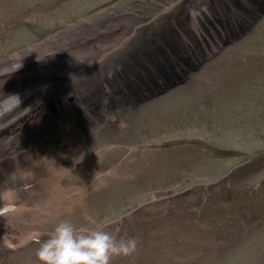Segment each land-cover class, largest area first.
<instances>
[{
	"label": "rangeland",
	"instance_id": "obj_1",
	"mask_svg": "<svg viewBox=\"0 0 264 264\" xmlns=\"http://www.w3.org/2000/svg\"><path fill=\"white\" fill-rule=\"evenodd\" d=\"M176 1L0 0L8 4L0 11V66L6 65L10 54L25 52L43 40L50 38L49 41L56 42L70 34L79 37L94 28H112L120 21L123 28V21H128L133 23L132 29L139 27L122 47V53L108 64L149 46L152 51L162 39L166 46L161 44L162 49H156L164 56L162 62L167 63L157 62L156 69L162 78H167V74H173L172 61H184L187 57L183 42L172 46L170 43L179 41L176 30L184 33L190 29L187 21L190 8L205 11L225 0H178L172 6ZM237 1L234 3L240 8V15L252 20V29L243 38L225 44L215 59L206 67H198L196 71L200 72L183 86L139 105L122 101L115 112L123 121L121 125L94 128L83 143L64 155L65 163L96 155L100 165L95 171L109 178L107 189L80 200L78 205L85 203V209L62 213L77 228H94L116 219L151 193L183 191L180 196L163 199L150 211L138 214L141 219L131 228L132 238L139 242L137 250L116 259L117 264L133 257L139 261L137 251L148 246L150 239V252L141 253L146 257L142 262L158 255L159 263L164 264H264V0H258L263 12L255 17V10ZM216 16L211 17H215L213 21L220 17ZM211 18H207L208 22ZM243 21L239 18L237 24ZM201 26L207 32L212 28L206 22ZM45 67L52 68L53 64L47 63ZM142 68L146 70H142L143 74L151 73ZM94 73L84 75V84L94 83L97 79ZM135 77L142 82L140 76ZM8 83L12 85L11 81ZM135 83L124 81V90L128 91ZM61 86L64 91V81ZM80 88L76 91L81 92ZM68 96L54 102V106L67 105ZM47 110L50 108L39 112L37 117L47 114ZM40 136V139L32 136L29 147L35 141L47 139L46 134ZM143 156L146 163L129 174ZM121 161L122 169L113 173V167ZM79 179H59L60 186L87 188L84 182H77ZM50 186L47 178L35 189L31 201H37ZM27 211L0 225L8 222L18 226L13 233H7L10 237L5 235L12 247L1 244L0 237L10 264H40L36 257L39 244L23 238L36 231L46 239L60 222L57 215L53 219H35ZM87 218L96 223H89ZM22 219H33L37 227L21 224ZM43 220V224H38Z\"/></svg>",
	"mask_w": 264,
	"mask_h": 264
},
{
	"label": "bare ground",
	"instance_id": "obj_2",
	"mask_svg": "<svg viewBox=\"0 0 264 264\" xmlns=\"http://www.w3.org/2000/svg\"><path fill=\"white\" fill-rule=\"evenodd\" d=\"M243 1L245 2V0ZM7 5L8 4H4L3 2H1L0 11H2V6ZM232 6L234 5L232 4ZM207 10L211 11V13L216 12L218 14V10H220V8L218 5H215L214 8L209 7L208 9L207 7L206 11ZM201 13L202 10L200 9H190V24L195 28L197 32L198 25L201 22H204L203 16L206 17L204 14L202 16ZM132 25L133 23H129L128 21H123V28L121 21L115 22L112 25V28L102 25L105 27L102 29L94 28L90 31L91 33L88 32V37L86 35V37L80 36V38H75L73 34H70L60 40L57 39L56 42L49 41V38L48 40H43L40 43H35L34 45L29 46L27 51L25 52L16 51L10 54L8 60L5 62L6 65L0 66V100L3 99L6 94L12 93L13 89L15 88L21 86L26 88L29 85H32L34 83H41L44 80L54 81L56 80V74L63 75V72L65 71L70 72V76L65 80L59 78L55 86H53L52 88L50 87V89L48 90L41 91L32 96V99L25 101V103L21 107V109L25 111L24 114L12 124L7 132L0 136V179L3 177L2 175L5 171L13 168V170L10 172L9 179H6L7 181H5V183L12 185V187L16 186L17 188H19V183L23 181V177L16 176L17 172L16 170H14L12 164L20 163L26 160L27 157L31 156V153H35L36 155L39 154L40 157H44L45 152H43L42 149L48 150L50 149L52 143L60 145L61 142H66L69 137H72L71 139L74 138V136L71 135L73 133H76L77 126L74 128L71 126H69L68 128L61 126V124L64 123V119L70 116V112H68L67 109L64 111L65 114L61 117H37L35 114V109L39 107L37 106L38 104L53 103L59 101L62 95L65 96L67 94L69 95L67 107L72 108L71 112L72 110L76 109L75 114L77 115L79 113L86 114L87 116L92 115V112L89 113L88 109L89 105L91 110H93V107L91 105L92 103H94L95 109H100L102 112L106 111L107 105L103 102H100L98 98L101 95L108 94L113 90L114 87H116L118 83H121L122 81L127 79L128 74L131 72V70L123 69L120 70L119 74V70L115 71L112 75V78L109 80L107 79V82L105 81L106 83L104 84L103 81L107 78L106 75H104L105 67L110 66L108 65L109 61L116 54L120 52L122 53V47L126 46L130 38L134 36L135 31L131 28ZM110 30H112L111 33L113 34H115L117 30H119V33L115 34L114 36L112 34L108 35ZM92 36H94L95 38H90ZM215 47V45L211 46V48ZM191 49L193 48L191 47ZM144 62L146 65H148L149 63L148 61H145L143 55H141V57L138 56L137 58H135L133 64L136 66L139 64H143ZM47 63L53 64V67L44 68V65H46ZM133 69L134 68H132V70ZM92 72H95L94 75L98 73L100 74V76L104 75L102 77L103 80H101L99 84L101 88H99V86L98 88H94L88 83L84 84V75L90 74ZM11 76L12 78H10ZM9 81L12 82V85H9ZM63 81L65 85L64 91L62 90L61 86V83ZM76 88H80L82 91L77 92ZM49 114L50 113H48V115ZM49 120L57 122L58 128L55 132L51 133L48 141L40 142L45 144L46 147L36 146V148L32 152L26 151L18 154L16 146H19V144H26L29 141L30 136L42 131L44 129V125ZM45 128L47 127L45 126ZM146 161V156L141 157L134 164V168L129 171V174L136 173L135 168L141 167L146 163ZM59 162V164H61V160ZM93 165L94 161L92 160L86 162L87 167H91ZM66 166L70 168V165ZM33 189L34 188L30 189L29 192H31ZM12 191L13 190H11V192ZM17 192L18 191L12 192V197ZM90 192V189H85V194H89ZM175 193L176 191L174 190L164 193H151L147 197H145L138 204V206L141 208L142 206L145 207L155 205L162 199L173 197ZM78 197H81V195H76L72 191V189H62L58 184L53 186L46 195L44 193L42 196L39 195V199H37V201L36 199L33 201L30 210H32V214H37L38 208L39 210H47L49 213L52 209H56L58 211V215L53 213L48 219H53V217L57 215L56 218H59L60 221L66 220L68 219L67 217H62L63 212H72L73 209L77 208L85 209V203L81 205L77 204V201H79V199H77ZM39 200H42L41 204H38ZM131 210L133 209H128L127 212L129 213ZM28 213H30V211H28ZM11 215L13 216L12 212L8 213L7 218ZM1 221L2 219H0V222ZM73 222L74 221H72V223ZM23 223L30 225V228L37 227L34 225V223L36 222L33 220H22L21 224ZM17 227L18 226H14L9 223H5L4 225H2V227H0L1 244L11 245L10 239H7L5 235L10 237V235H8L7 233H13V229ZM110 227H112V223H110ZM34 232L35 231H30L27 236H24L23 241L27 239L26 237H33ZM8 255L9 253L6 250V247L0 245V264L11 263V261H8ZM166 255L167 253L163 256L165 257ZM153 258L156 261H159V257L157 255Z\"/></svg>",
	"mask_w": 264,
	"mask_h": 264
},
{
	"label": "clouds",
	"instance_id": "obj_3",
	"mask_svg": "<svg viewBox=\"0 0 264 264\" xmlns=\"http://www.w3.org/2000/svg\"><path fill=\"white\" fill-rule=\"evenodd\" d=\"M33 239L39 244L36 257L40 264H111L115 257L135 253L139 243L136 238L118 239L101 226L77 228L70 220L58 222L46 239L39 234Z\"/></svg>",
	"mask_w": 264,
	"mask_h": 264
}]
</instances>
